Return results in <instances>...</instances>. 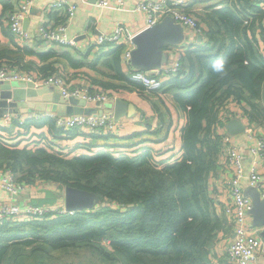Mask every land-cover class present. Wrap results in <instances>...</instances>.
<instances>
[{
	"label": "trees",
	"instance_id": "1",
	"mask_svg": "<svg viewBox=\"0 0 264 264\" xmlns=\"http://www.w3.org/2000/svg\"><path fill=\"white\" fill-rule=\"evenodd\" d=\"M0 1L6 19L14 5L11 0ZM261 2L223 0L221 6H211L203 19L206 41L187 49L179 72L157 89L171 91L185 114L180 129L182 153L173 162L156 159L151 147L132 155L103 146L95 153L69 156L53 149L54 145L29 147L27 143L20 146L19 141H1V133L12 134L16 126L15 133L21 136L31 127L45 125L55 135L77 134V128H58L50 116L25 117L23 124L15 120L8 127L0 124V169L10 168L20 183L54 182L63 189L74 186L94 191L99 199L90 209L54 211L20 221L0 219V264H63L54 258L58 252L81 249L109 264H215L211 247L226 221L209 193L210 176L223 146V137L217 132V126L223 124L219 107L230 99L245 103L248 106L242 113L247 120L264 125ZM9 33L17 51L2 48L0 41V66L9 64L42 78L65 75L55 67V51L35 52L15 41L10 29ZM104 43L111 48L89 63L95 68L103 58L102 64L111 71L109 81L94 79L100 89L146 90L123 69L125 44ZM19 51L36 54L42 61L38 70L23 62ZM67 57L75 66L86 64ZM217 58L226 63L223 75L213 71ZM101 134L102 138L113 135Z\"/></svg>",
	"mask_w": 264,
	"mask_h": 264
},
{
	"label": "crops",
	"instance_id": "2",
	"mask_svg": "<svg viewBox=\"0 0 264 264\" xmlns=\"http://www.w3.org/2000/svg\"><path fill=\"white\" fill-rule=\"evenodd\" d=\"M141 1L145 0H126L123 5L119 6L116 0H110L107 6L102 7L98 5L97 0H34L32 7L23 20V25L26 20V29L32 31L41 25H53L63 22L68 17L67 5L70 3L76 5V15L70 22L66 34L68 37L77 40V46L47 42L39 37L24 44L35 52L55 51L57 53L55 67L60 68L59 73H65L63 75L69 87L89 85L93 90L102 91L99 87L100 83L94 82V79L96 81H109L112 78L108 75L111 71L102 64L103 58H100V62H98L95 68L91 67L89 63H93L101 53L110 49L111 45L108 43L97 44V38L100 35L111 33L120 24L124 25L132 36L148 27L146 13L143 10L136 9V5ZM222 1L193 0L191 9L196 16L197 14L201 16L204 12L209 11L211 6H221ZM261 1L260 4L264 5V0ZM55 2H62V6L58 8L53 7L52 4ZM5 11L4 3L0 1L1 45L2 48L17 51V47L14 45V41L9 33L7 18L5 19L4 17ZM202 28L207 29L205 22H201V31L184 27L183 40L177 44H170L165 47L168 52V63L173 62L179 56H181L182 63L187 49L206 41ZM131 42H125V47H135L132 40ZM18 55L23 62L31 64L34 69L38 70L42 64L41 59L34 53L26 54L19 51ZM67 55L71 56L74 60H82L86 64L75 66ZM122 66L124 71L128 72L129 67L133 65L131 61L130 63H126V60L122 57ZM54 92L58 91L54 90ZM106 92L132 103L136 107L133 114H125L116 121L117 133L114 135L108 134L112 136L102 138L100 136L102 134L99 131L77 129L78 132L75 136L66 137L55 135L54 132L50 131L49 125L41 128L31 127L26 135L23 134L25 136L17 135L18 133H15V130L12 134L6 132H2L1 134L12 139L9 141H19L20 146H24L32 135L43 136L56 143L54 144L55 149L62 150L68 153L69 156L80 153H95L103 146H112L113 150L117 149V151L132 155L140 153L146 147H151L154 157L164 162H173L180 158L182 153L180 129L185 122V114L175 102L174 94L171 91L125 88L108 90ZM247 106V104H240L233 99H230L227 104V108L231 112L243 111L244 107ZM37 113L50 112L29 111L24 116L29 118ZM55 115L58 114L55 113ZM3 122L4 116H1L0 124L3 125ZM243 122L246 125V130L243 133L231 134L226 127L227 123L217 126V132L222 137L225 135L232 136V141L242 154L244 172L241 184L245 193L251 196L252 192L258 191L261 199L264 200L260 188L251 185L249 181V175L253 168L257 169L264 181V154L255 152L259 139L264 138V125L255 121L249 122L245 119ZM134 134L137 135L133 136ZM229 175V167L224 163L223 155L220 153L218 166L212 172L209 181V193L215 199L216 211L219 215H224L221 212V207L228 198L224 180ZM38 191H42L45 194L40 198L37 194ZM50 193L57 194V197L54 194L50 197ZM9 203H16L22 209L36 203H50L52 207L64 208V189L54 182H45L41 186L28 187L23 193L13 195L0 186V207ZM225 219V224L218 230L217 237L211 247L212 261L215 264H226V247L232 241L231 239L234 235L232 224L228 222L227 217ZM251 264H264V253L258 255Z\"/></svg>",
	"mask_w": 264,
	"mask_h": 264
},
{
	"label": "built area",
	"instance_id": "3",
	"mask_svg": "<svg viewBox=\"0 0 264 264\" xmlns=\"http://www.w3.org/2000/svg\"><path fill=\"white\" fill-rule=\"evenodd\" d=\"M14 3L13 9L7 15L8 28L12 35L20 44L29 42L37 37L47 42L58 43L62 45L77 46V40L67 36L66 31L74 16L77 7L75 4H68V17L63 22L53 25H41L36 30H28L23 25V20L27 16L34 0H11ZM110 0H97L98 5L105 7ZM121 6L126 0H116ZM193 0H158V1H141L136 5V9L143 10L147 16L148 26L154 25L161 21L164 17L170 16L173 20L183 27L193 28L201 31L196 14L191 9ZM53 7L62 6V2H55ZM132 35L124 25H118L114 30L106 35H100L97 38V44L104 42L122 43L131 42ZM133 46H126L124 49V59L126 63H130L131 51ZM181 56L171 63H166L162 67L148 71L142 68L130 66L128 69L129 77L136 82L142 83L146 90L161 89L166 82L176 75L181 68ZM18 80L30 87H46L48 90H57L63 97L68 99L70 96L84 98L91 106L97 109H104V105L114 102L117 98L106 91L93 90L89 85L69 87L64 75L54 74L42 78L35 73L24 71L19 68L11 67L9 64L0 66V82H10ZM37 113L35 118L50 116L54 119L58 128L69 129H102L104 133L115 134L117 123L113 113L93 114H66L55 115L56 112ZM220 118L223 124L228 123L232 118L247 120L242 111L231 112L227 105L219 107ZM37 115V116H36ZM23 124L25 116L22 113L7 112L4 115L3 125L8 127L14 121ZM19 128L16 126L15 131ZM37 141V142H35ZM7 142H9L7 140ZM11 142V141H10ZM30 142V143H29ZM29 147L49 146L46 137L31 136L26 142ZM113 150V149H112ZM115 151V150H113ZM122 151V150H121ZM121 153L120 151H115ZM256 153L264 154V138L258 141ZM126 153V152H123ZM128 154V153H126ZM224 163L229 167L230 175L225 178L224 185L227 189L228 198L221 207V212L228 218V222L233 227L234 235L232 241L226 247L227 262L226 264H251L258 255L264 253V237L262 231L264 225H257L253 221V199L246 194L242 188V178L244 172L243 157L238 147L232 141V136H223V146L221 149ZM249 181L251 185L260 188L262 196H264V181L256 168H253ZM45 182L38 181L35 184L20 183L16 178V174L10 168L0 169V186L12 193L18 195L27 190L28 187L41 186ZM68 212L66 208H56L45 205L30 204L27 208L22 209L16 203L5 204L0 207V219L9 218L13 221L28 220L35 216L44 217L49 212Z\"/></svg>",
	"mask_w": 264,
	"mask_h": 264
},
{
	"label": "water",
	"instance_id": "4",
	"mask_svg": "<svg viewBox=\"0 0 264 264\" xmlns=\"http://www.w3.org/2000/svg\"><path fill=\"white\" fill-rule=\"evenodd\" d=\"M26 26V20L24 21ZM26 28V27H25ZM184 38V27L166 16L154 25L148 26L132 37L135 47L130 61L136 68L148 71L162 67L168 62L165 47L177 44ZM104 109L91 106L84 98L70 96L68 99L59 92L49 91L46 87H30L18 80L0 82V117L7 112L25 114L29 111H51L58 115L114 113L115 121L125 114H133L136 107L122 98L104 105ZM231 134L243 133L246 125L239 118H232L226 125ZM65 208L68 212L96 207L98 195L94 191L74 186L64 187ZM252 214L254 223L264 225V200L258 191L252 192ZM264 237V230L262 231Z\"/></svg>",
	"mask_w": 264,
	"mask_h": 264
},
{
	"label": "rangeland",
	"instance_id": "5",
	"mask_svg": "<svg viewBox=\"0 0 264 264\" xmlns=\"http://www.w3.org/2000/svg\"><path fill=\"white\" fill-rule=\"evenodd\" d=\"M212 1V0H211ZM211 10V8H210ZM209 10V11H210ZM208 12V11H207ZM204 12V14H202L201 16H199V14H197V16H199L200 18V23L204 22V17L206 16V13ZM202 17V18H201ZM2 125V124H1ZM96 131L99 132H103L102 129H98ZM115 133H117V130L115 131ZM58 135V134H57ZM114 135V134H113ZM5 140H12L11 138H6V137H2L1 141ZM37 142V141H35ZM6 143V142H5ZM13 143H15L13 141ZM30 143V142H29ZM38 143V142H37ZM50 147H54L56 143L53 142V140L50 139V141L48 142ZM54 145V146H53ZM111 147V146H110ZM55 149V148H53ZM113 149V148H112ZM115 151H117V149H115ZM129 154V153H128ZM43 189V188H42ZM39 192V193H38ZM37 194L39 195V197L41 198V196L45 193H43L42 191H38ZM54 194V193H53ZM53 194H49V196H53ZM55 197H57V194H54ZM60 196V195H59ZM38 199V198H36ZM52 201V200H51ZM33 205H45V206H50L49 204L46 203H36ZM263 253V252H262ZM54 258L59 259V261H61L63 264H109L107 262H101L96 255H93L89 250H85V249H81V250H74V251H70L67 253L64 252H58L56 256H54Z\"/></svg>",
	"mask_w": 264,
	"mask_h": 264
},
{
	"label": "clouds",
	"instance_id": "6",
	"mask_svg": "<svg viewBox=\"0 0 264 264\" xmlns=\"http://www.w3.org/2000/svg\"><path fill=\"white\" fill-rule=\"evenodd\" d=\"M226 70V63L222 58H217L213 63V71L216 74L223 75Z\"/></svg>",
	"mask_w": 264,
	"mask_h": 264
}]
</instances>
